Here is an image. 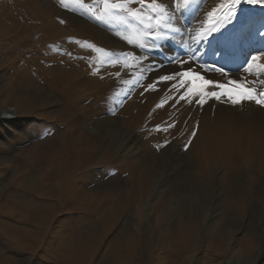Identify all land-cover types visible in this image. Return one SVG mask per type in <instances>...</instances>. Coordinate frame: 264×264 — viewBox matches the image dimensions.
Here are the masks:
<instances>
[{
  "label": "rangeland",
  "instance_id": "1",
  "mask_svg": "<svg viewBox=\"0 0 264 264\" xmlns=\"http://www.w3.org/2000/svg\"><path fill=\"white\" fill-rule=\"evenodd\" d=\"M10 1L11 0H0V5H2L1 3ZM84 2L91 3L92 0H84ZM219 2L220 0H207V3L211 5H215ZM11 4L17 15V19L15 22H11L10 26H15L17 24L13 28L19 26L20 32L22 33V31L26 30L25 32H27L28 36L27 44L21 45L20 50L23 49L22 51H32L37 49L39 45L42 46L41 37L46 33H54L55 30H58V32L62 30L69 31L68 29L71 28L68 25L71 19H83L87 21L88 24L91 25L89 27L96 32L95 34L97 36L94 35L93 40H91L92 38H86L88 40L80 38L81 44L93 45L95 43V48H100L102 46L101 49H104L105 52L112 53L130 51L129 49L132 48V46L128 45L127 42L121 38L123 34H126L122 26L115 23L111 25L101 24L91 19L89 16L82 14L80 10L71 11L69 9V11L67 9H60V13L58 14L57 7L59 4L57 0H12ZM241 11L242 8H240L238 14L241 15ZM262 17L263 16L260 14H256L252 19V26L243 31L247 39L251 40L250 37H253L255 41L253 45L254 48L252 49L249 47V49H247V51L252 54H255V50L258 48V36L264 31V29H261V32L258 31L259 33L255 34L253 30L254 27H256L255 25H257L256 23L264 20V17ZM4 27H6V25H4ZM64 28L66 29L64 30ZM104 33L110 37L106 35L103 36L104 38L100 37L99 34L104 35ZM262 34L264 36V33ZM59 36H61V40H59L58 44L62 45L64 44V37H62L61 34ZM101 39H104V41ZM29 42L34 45H31ZM85 42H87V44H85ZM3 44L4 46H0V89L2 88V91H0V122L4 120L8 107H16L18 109V114L17 122H15L16 127L15 129H11V133H9L11 134V138H8L9 145L5 144L2 150L0 146V264H63L62 258L75 255L81 256V258H79L80 262L77 259L76 264L78 262L79 264H169L170 260H173L174 264H253L255 262L261 264L262 259H258V256L255 255L264 253V168H262L264 167L262 166L264 165V155L262 157L264 152L263 150L259 151L262 149L261 147L264 146V142L261 143L260 141L257 145L253 144L251 146V148H256L257 150L254 149V151H259L261 156L258 154L259 152H254L256 155L253 154L252 156L251 151H253V149L248 152L244 147H241L239 152H235V150L230 151V148L232 149L230 143H228L230 146L226 144L225 147L215 146V148L212 145L214 142L209 146V148L214 149L213 152L208 149V152H212H210V154L207 152L206 155H196L193 152V150L195 151L194 139L199 138V132L200 134L204 132L203 134L214 137L213 135L216 136L220 131H223L220 130V127L217 128L218 125H230L231 123L229 124V122H236L237 119L233 113L235 108L229 111L230 113L228 111L224 112L225 106L230 102L223 104L215 99H210L206 103L207 105L204 104L203 107L198 105L197 107L195 103L196 98H193L194 102H192V104L194 106L183 100L184 103L181 104L182 108H179L181 105L178 103L176 104L175 101L179 100V95L183 90H181V93H175L174 90L170 92L171 86L176 82L172 80L165 81L162 86H157L158 88L155 85V89L159 91L155 89L152 91V89L148 88V85L152 84L151 81L155 78L156 81H160L158 78L171 72V67L175 65L168 64L165 55L157 53L155 58L165 62L168 68L164 66L158 67V71H146L141 78V81H144L143 84L145 85L142 91L143 93L141 92L138 96L139 98H136V100L134 99L130 102L127 96L139 86L141 82L139 85L126 86L127 88L129 87L130 90L125 93L126 95L121 96L123 99H119L120 107L118 106L113 114H111V109L107 108L106 110L108 111H106L99 106L101 103L98 97L100 98V96H98L96 90H92L93 93L87 94L85 99L82 100L83 106L81 105V107H85L84 110L86 112H91L92 115L88 120L89 123H87V126H89L91 130L90 132L92 134H99L101 131H106L108 133L107 135H109L106 146L109 147L114 144L116 151L107 156L105 155V158H102V155L99 156L98 154L100 153H98L97 160L99 164L94 166L91 170L89 169L87 172L83 170L82 172L81 169L77 170L76 157L70 160V167L64 168L62 163L68 159V148L65 147L64 138L66 136L65 128L64 124H62V126L59 121L55 120H59L58 116L60 115L64 117L67 114V111L64 112L67 108L72 109L74 116L77 115V110L72 108V105L71 107L68 106V103H64L65 100L60 97V92L56 94L52 92V90L47 87V84H45L46 82H43L42 78L38 77L35 73L26 77V79L28 77H31V79H13L14 76L12 73L15 68L17 72L20 71V68L16 65H14L15 68H11L9 64L17 57L18 53L16 57L15 55L13 56L12 53L18 51V48L12 47L13 44L16 45V42L9 43L5 41ZM52 45L54 46L55 43ZM168 45L173 46V43L170 42ZM131 51H136V49L132 48ZM183 53L184 51L181 50L180 54ZM165 54H167L166 51ZM77 56L78 55L75 54L74 58L78 59ZM104 57L105 56L102 58ZM163 62L161 64H164ZM75 65H78L79 68H82L84 65L85 67L89 66L87 62L80 61ZM93 66L94 68L99 66V71L93 73L95 75L94 77L97 76L96 78L101 80L105 78V83L106 81L108 82V80L113 81V77L115 78L114 80L117 78V80L114 81L115 83L121 78L129 79V76L123 74L124 72L121 71L119 66L111 67L106 64L99 65V63ZM176 66L178 65H175L176 69H180L179 66ZM72 68L73 67H71V69ZM164 68L166 69L163 72ZM118 71H121V76L119 78L114 75ZM242 73V76L244 75L245 77H242L243 81H236H239V84L247 87L246 81L254 77L248 76L243 71ZM150 78L152 80H147ZM13 81L16 82L17 89L20 92L23 93L24 91L25 94L23 93L22 95L27 101V108L22 106L23 102H21L22 104L18 103L20 105H16L7 101V94L5 93L7 91L5 90ZM147 81L151 83L148 84L149 82L146 83ZM217 81L227 84V81ZM170 82L172 84H170ZM167 85L169 86L166 87ZM229 87L232 86L229 85ZM155 91H157V94H155ZM237 91L240 90L238 89ZM91 94L97 99H93V95ZM166 94L170 96H166ZM141 96L142 98H140ZM159 97L166 99V103H164L165 106L163 105L164 107H157L161 110L156 108L162 100L161 98L158 99ZM96 100L98 102H96ZM148 101L150 106L148 105ZM181 101L182 100L179 102ZM151 102L154 104L152 105L153 107L151 106ZM126 103L128 104L125 105ZM215 103L219 107H217ZM253 104H255L254 100H242L241 104L234 106H244L243 108L246 109L244 111L245 115L241 114V117L250 115L254 113V111L262 112V110V115H264V106L259 105L261 107L259 108L257 104ZM95 105L99 107L95 108ZM142 105L145 107L146 112ZM184 105L185 107H183ZM86 106L91 107H87L86 109ZM191 106H193L194 109ZM126 107L128 108L127 110ZM146 108L149 110L151 108V114ZM253 108L254 110L247 112V110ZM180 109L183 110L180 111ZM192 109L193 111H191ZM218 109L219 111H217ZM189 110L190 112H188ZM156 111L159 113L161 111L160 115H157L158 112L156 114ZM131 113L135 119L134 117L132 119V115L130 116ZM211 113L214 114L212 115ZM219 114L223 118L221 121L215 119L216 115ZM153 116L156 117L155 120H153ZM157 116H159V120ZM15 117L16 115H14V118ZM129 117L132 120H130ZM209 118L212 121H210ZM228 118H232L233 120H228ZM122 120L124 124L121 123ZM127 120L130 121V123L127 122ZM138 120L144 123L140 125L138 123L141 122ZM134 121L137 122L138 126L135 125L136 122ZM151 121L155 122L151 124ZM173 122L175 126L169 128L167 132L154 130L157 125L167 127V124ZM197 124L199 126L198 129H201H199L200 131L197 130L198 137L192 138L189 134ZM133 125L135 127H133ZM206 126L207 128L205 129ZM232 126H227L226 129ZM203 129L205 131H202ZM209 129L212 131L210 132ZM223 129H225V127ZM206 130L209 132L207 133ZM231 132L229 134L230 136ZM0 135H2V133H0ZM186 136L187 138H185ZM184 138L187 142L191 139L194 146H192L193 144H187L186 147L185 143L187 142ZM129 146L130 151L132 150L131 153L128 149ZM221 150H227L228 152L226 151L225 154V151ZM220 151L226 156L224 160H222L223 155L220 156ZM213 153L214 156L212 155ZM217 153H219V155ZM210 155H212V157H210ZM258 155L259 157H257ZM197 156L199 159L201 157L203 162L201 161L202 159L198 160ZM233 156L234 158L231 160ZM237 156H239V158ZM219 157L221 160L218 159ZM253 157L256 158V160H253ZM259 159L261 160V164L258 163L260 161ZM132 160H134L133 163H131ZM250 160L252 161L250 162ZM196 161L198 163L202 162L201 164L203 165L197 164ZM241 161L244 162L242 163ZM245 162L247 165H245ZM248 162L253 164L251 165ZM150 167L156 170L155 173L150 174L151 172L148 170ZM143 171L149 173V179L145 178L142 174ZM72 178L81 185L82 190L83 188H85V190L84 192L82 191V194L77 196L81 199L79 201H77L78 199L76 200L75 205L77 206H66V208L59 203L60 193L62 190L61 188L65 185L64 183ZM50 179L55 180L54 186L46 185L49 184L47 180ZM144 179H146L147 183ZM252 183L254 184L253 186L251 185ZM240 186H243V189H241ZM156 197H161L162 199L165 197V199L170 198L173 200L174 203H171L170 208L174 210L183 208L187 211H195L196 214L202 213L209 216L210 219L216 222V228L209 229L206 222L196 221L195 225H193L175 217H170L162 223L147 221L148 219L146 218L145 222H138L134 214L135 211L139 208L150 210L152 207L151 205L156 201ZM86 199L89 200V203H85V207H79L80 202L82 204V201ZM231 203L232 206L238 203L244 207L241 216L233 212L234 210L230 207ZM224 232L226 235H223ZM248 233L254 236L255 246L253 253H244L237 248L231 251L230 247L223 248V251L217 256H212L208 252L209 245L212 241L216 240L223 243L225 240L243 239ZM17 235L21 236L23 239L22 246L20 247H17L14 245L13 241H11V239L15 238ZM180 241H183L188 246V248H186L187 251L182 256L171 259L172 253L179 248L178 245ZM76 247L79 249L78 253L81 251L82 254H76ZM70 250L72 252H70ZM174 260L176 261L174 262Z\"/></svg>",
  "mask_w": 264,
  "mask_h": 264
},
{
  "label": "bare ground",
  "instance_id": "2",
  "mask_svg": "<svg viewBox=\"0 0 264 264\" xmlns=\"http://www.w3.org/2000/svg\"><path fill=\"white\" fill-rule=\"evenodd\" d=\"M212 1V0H211ZM12 0L10 2H7V3H1L2 5H0V46H4V42L7 41L9 43H13V42H16V45L13 44L12 47H17L18 48V51H16L15 53H12L13 56L17 55V57H13L15 58L13 62H11L9 64V66L12 68L14 67V65L16 66H19L20 68V71L17 72L16 68L14 70V72L12 73L14 78L13 79H26L27 76H31L32 73H35L36 75H38V77L42 78L43 82H46L45 84H47V87L49 89L52 90V92H54L55 94L57 92H60L59 94H61L60 97H62L65 102L64 103H68V106H71L72 108H74L75 110H77V115L74 116V114L72 113V109L71 108H67V110H65L64 112L67 111V114L64 116V117H61L58 116L59 120H55V121H59L62 124H64V128H65V134L66 136L64 137L65 138V144L68 148V159L66 161H64L62 163V166L64 168H68L70 167V160L74 159V157L77 158V162H76V167H77V170L78 169H81V171L83 170L84 172H87L89 169L91 170L94 166H97L99 163H98V160H97V154L99 156L102 155L103 157L102 158H105V155H109V154H112L114 151H116V147H114V144L113 146H109L107 147L106 146V143H107V139H108V136L107 135L108 133L105 131V132H100L99 134L98 133H95V134H92L90 131V128L89 126H87L89 123V119L90 117L92 116L91 115V112H86L84 110L85 107H81V105L83 106V103H82V100L85 99L86 95L89 94V93H93L92 90H96L98 96H100V98L98 97L99 99V102L101 103L99 106L101 108H103V110H106L107 108L108 109H111V114L114 113L115 109L118 108L119 106V99L121 98V96L123 95H126L125 92L121 91L122 89L124 88H127L124 84H123V79L121 78L120 80L118 79V81L115 83L114 81L117 80H114L115 78L113 77V81H110L108 80V82L104 81L105 78H103V80L99 79V78H96L94 77L95 75L93 74V68L94 66L93 65H97L99 63V60L105 56V53L104 52H96L93 48H89L87 45H84V44H81L80 43V38H82L83 40L88 38H92L91 40H93L94 38V35L97 36L95 33V31H93L89 26L88 22L83 20V19H71L69 21V27L71 29H68L69 31H59L58 30H55V32L57 33H46L43 37H41V43H42V46H38L37 49H34L32 51H22L20 50L21 48V45L22 44H27V40H28V36H27V32L25 31H22V33L20 32V27L17 26L16 28H13L15 26H10L11 22H15V20L17 19L16 18V13L14 12L13 10V6L11 4ZM220 3V2H219ZM14 4V3H13ZM45 4V3H44ZM43 4V5H44ZM218 4V3H217ZM217 4H213L211 5L210 3H207V0H205V2L201 5V10L199 11L198 14H193V13H188L186 14L185 18L181 20V23L183 24H187L188 27H199V24H200V21L205 19L206 18V13L211 11V9L213 7H215ZM51 5V4H50ZM49 5V7H50ZM39 6V5H38ZM53 7V6H52ZM132 7H137L136 4H133ZM37 8V7H36ZM58 14L60 13V9H64L62 7H60L58 5ZM56 8V9H57ZM242 8V11H241V15L240 14H237V17L236 19H234L231 23L225 25V27L223 29H221V32L225 33L230 39L228 40H225L223 38L219 39V40H215L213 39V37H219L221 36V33H213V36H210L208 38V40L210 41L209 42H202L201 45H200V51L201 53L203 54L202 55V59H201V63L205 64V65H210V66H216V67H224L225 71H227L229 73L228 77H223L220 75V73H214V72H205L204 70L202 69H199V68H196L194 67V71H198L200 72L201 74L205 75L206 78H214L215 80H221V81H228L229 79L231 80H242V77H244V75L242 76V68H243V62L246 58V54H249V52L247 51V49L250 48H254V44H255V41L253 40V37H250V39H247L246 36H244V30L246 28H250V26H252V22H253V17L256 16V14H260L261 16L264 17V7H261V6H253V5H249V4H246V3H243L241 5ZM20 9V8H19ZM44 9V8H43ZM69 10V9H67ZM70 11V10H69ZM72 11V10H71ZM19 13V12H18ZM46 13V12H45ZM49 14V13H48ZM243 15V16H242ZM58 16V15H57ZM62 17V16H61ZM262 17V18H263ZM65 18V17H64ZM63 18V19H64ZM71 18V17H70ZM54 22V21H52ZM56 22V21H55ZM57 23V22H56ZM51 24V23H50ZM53 24V23H52ZM55 24V23H54ZM257 25H255L256 27H254V32L255 34L261 32V29H264V20H261L259 21L258 23H256ZM4 25H6V27H4ZM59 25V24H58ZM52 26V25H51ZM93 26V25H92ZM57 27V25H56ZM7 28V29H5ZM58 28V27H57ZM61 28V27H60ZM66 28H64L65 30ZM50 30V29H49ZM98 30V28H97ZM48 31V30H47ZM259 31V32H258ZM49 32V31H48ZM100 33V31H99ZM264 31L261 32V35L258 36L259 38V45H258V48L257 49H260V48H264V36L263 34ZM62 35V37H64V44L60 45L58 44L59 43V40H61V36L59 35ZM100 37L104 38L103 36H108L110 37L109 35H107L106 33L103 34H99ZM107 38V37H106ZM31 39V38H30ZM86 39V40H88ZM100 40V39H99ZM102 40V39H101ZM63 41V40H62ZM104 41V39L102 40ZM179 41H180V37H177L176 40L173 43V46H169L167 45V48L165 49V51L167 53L169 52H172V53H181V50L182 51H185L183 48H181L179 46ZM35 42V41H34ZM96 42V41H95ZM30 43V42H29ZM40 43V42H39ZM55 43V45L53 46L52 44ZM185 43H188L187 41V38L185 37ZM31 44V43H30ZM29 44V45H30ZM95 44V43H94ZM93 44V45H94ZM31 45H34V44H31ZM83 45V46H82ZM95 46V45H94ZM97 47V45H96ZM102 47V46H101ZM101 47L99 49H101ZM193 47H196L195 45H193ZM11 48V47H10ZM29 48V47H28ZM108 48V47H107ZM3 49V48H1ZM16 49V48H15ZM14 49V50H15ZM132 49V48H131ZM131 49H129L131 51ZM122 50V49H121ZM114 51V49H113ZM123 51V50H122ZM69 53L71 55H69ZM75 54L78 55L77 58H74L75 57ZM33 57V58H32ZM155 58V57H154ZM155 60L159 63H162L163 61L160 60V59H156ZM18 61V62H17ZM78 61L80 62H87L90 66H86L87 64H85L82 68L78 67V65H75L76 63H78ZM261 62H264V58H262ZM164 65H165V62H163ZM167 65V64H166ZM176 65V64H175ZM175 65H173L171 68V72H169L168 74H171V73H174V72H177V71H184L188 68V65H183V66H179L180 69H176L175 68ZM81 66V65H80ZM176 66V67H178ZM71 67H73L71 69ZM164 67V66H163ZM166 68H168L167 66H165ZM182 67V69H181ZM75 68V70H74ZM119 68V67H118ZM163 70V72L165 71V69ZM87 69V70H86ZM120 70V69H119ZM158 71V70H157ZM121 72V71H120ZM148 72V71H147ZM123 73V72H122ZM100 74V73H99ZM125 74V73H123ZM4 75V74H3ZM11 76V77H13ZM25 76V78H24ZM246 76V75H245ZM29 79H31V77H28ZM27 78V79H28ZM152 78V77H151ZM147 79V80H152V79ZM245 78V77H244ZM251 78V77H250ZM26 79V80H27ZM252 79V78H251ZM112 80V78H111ZM143 80H146V79H143ZM15 81V80H14ZM12 82L11 85L8 86V88H6L5 92L7 95H6V99L7 101H10L11 103L13 104H16V105H20L18 103H21L23 102V105L24 108H27V101L24 99L23 97V93L20 92L18 89H17V84L16 82ZM19 81V80H18ZM30 81V80H28ZM27 81V82H28ZM144 81H141V84L139 86H137L128 96L127 98L130 99V102L131 100H136V98H139L138 96L140 95V93L144 90V84H143ZM149 82V83H148ZM152 84L155 83L156 87L157 86H162L163 82L161 81H156V78L153 79V81H151ZM150 81H147L146 83L150 84L151 83ZM174 82V81H173ZM239 82V81H238ZM2 83V82H1ZM10 83V82H9ZM220 83H225V82H220ZM38 84V83H37ZM143 84V85H142ZM168 84V83H166ZM165 84V85H166ZM170 84H172L170 82ZM164 85V86H165ZM35 86V85H34ZM169 85H167L166 87H168ZM244 86V85H243ZM246 86L247 87H250L251 85H248L247 84V81H246ZM32 87V86H31ZM155 87V88H156ZM39 88V87H38ZM129 88V87H128ZM158 88V87H157ZM170 88V87H169ZM42 89V88H41ZM151 89V88H150ZM160 89V88H159ZM33 90V89H32ZM40 90V89H39ZM155 90H158V89H155ZM163 90V89H162ZM160 90V91H162ZM169 90V89H168ZM259 90H264V87H258V91ZM0 91H2V88L0 89ZM92 91V92H90ZM153 91V89H152ZM159 91V90H158ZM26 92V91H25ZM147 92V91H146ZM149 92V91H148ZM163 92V91H162ZM171 92V91H170ZM174 92V91H172ZM143 93V92H142ZM164 93V92H163ZM162 93V95H163ZM167 93V92H166ZM176 93V92H175ZM25 94V93H24ZM35 94V93H34ZM96 94V93H95ZM96 94V95H97ZM152 94V93H151ZM154 94V93H153ZM155 94H157V91H155ZM159 94V92H158ZM165 94V93H164ZM171 94V93H169ZM169 94H166L169 95ZM93 95V94H91ZM95 95V96H96ZM142 95V94H141ZM145 95V93H144ZM161 95V96H162ZM46 96V95H45ZM148 96V94H147ZM158 96V95H157ZM160 96V95H159ZM170 96V95H169ZM168 96V97H169ZM175 96V95H174ZM26 97V96H25ZM50 97V95H49ZM59 97V96H58ZM57 97V98H58ZM152 97V96H150ZM164 97V95H163ZM173 97V96H172ZM171 97V98H172ZM22 98V99H21ZM89 98V97H88ZM132 98V99H131ZM142 98V96L140 97ZM157 98V97H156ZM155 98V99H156ZM161 97H159L158 99H160ZM167 98V97H166ZM177 98V97H176ZM62 99V100H63ZM93 99H97V98H94V95H93ZM123 98H121L122 100ZM154 99V98H152ZM162 99V98H161ZM165 99V98H164ZM169 99V98H167ZM175 99V98H174ZM5 100V99H4ZM67 100V102H66ZM120 100V101H121ZM138 100V99H137ZM157 100V99H156ZM210 100V99H209ZM52 101V100H51ZM59 101V100H58ZM93 101V100H91ZM95 101V100H94ZM150 101V100H149ZM148 101V105L150 106V103ZM153 101V100H152ZM213 101V100H212ZM6 102V101H5ZM96 102H98L96 100ZM127 102V101H126ZM129 102V101H128ZM138 102V101H137ZM160 102V101H159ZM169 102V101H168ZM176 102V101H175ZM194 102V100H193ZM211 102V101H209ZM214 102V101H213ZM56 103V102H55ZM59 103V102H58ZM82 103V104H81ZM125 103V102H123ZM133 103V102H132ZM139 103V102H138ZM170 103V102H169ZM184 103L183 100L181 102H179L178 104H182ZM186 103V102H185ZM220 103V102H219ZM22 104V103H21ZM128 103H126L125 105H127ZM142 104V102H141ZM177 104V102H176ZM192 104V103H191ZM224 104V103H223ZM241 104V103H240ZM256 104V103H255ZM253 104V105H255ZM62 105V104H61ZM66 105V104H65ZM98 105V104H97ZM130 105V104H129ZM139 105V104H138ZM145 105V104H144ZM154 105L153 102H151V106ZM164 105V104H163ZM193 105V104H192ZM207 105V104H206ZM211 105V104H210ZM216 105V103H215ZM222 105V104H221ZM6 106V105H5ZM97 106V107H99ZM135 106V104H134ZM137 106V104H136ZM143 106V105H142ZM140 106V107H142ZM156 106V104H155ZM165 106V105H164ZM163 106V107H164ZM169 106V105H168ZM175 106V105H173ZM179 106V105H178ZM194 106V105H193ZM193 106H191L193 108ZM209 106V105H208ZM214 106V105H213ZM217 106V105H216ZM238 106V105H236ZM234 105H232L231 103H229L228 105L225 106L224 108V112H229L231 111L232 109L235 108V111L233 112L235 114V117H236V122L235 123H232V122H229V124L232 126V127H228L226 129L227 126H230V125H218L217 128L220 127V130H223V131H220L216 136L213 135L214 137H211V136H208V134H203L199 132V135L197 133V135L199 136V138L197 139H194V143H195V151L193 150L194 154L196 155H203L208 152V149L211 150L212 152L214 151V149H211L209 148L210 144H212L213 142V146H217V147H225V145L228 143L231 144L228 145L230 147H232V149L230 148V151H234L235 152H239L241 150V147H244L248 150V152L250 150L253 149L252 152V156L253 154H255L254 152H256V148H251V146L253 144L257 145L258 143H263L264 142V115H262L263 113V110L262 112L260 111H254V113L250 114V115H247V116H242L241 117V114H244V111L246 110L245 108L243 107H236ZM242 106V105H240ZM252 106V105H251ZM259 106V105H257ZM261 106V105H260ZM259 106V108H261ZM8 107V106H6ZM63 107V106H62ZM90 108L91 106H86V109ZM96 105H95V108H97ZM120 107V106H119ZM133 107V106H132ZM131 107V108H132ZM138 107V106H137ZM144 107V106H143ZM153 107V106H152ZM151 107V108H152ZM177 107V105H176ZM185 107V105L183 106ZM187 107V106H186ZM190 107V108H191ZM198 107V105H197ZM205 107V106H204ZM210 107V106H209ZM219 107V106H217ZM253 107V106H252ZM251 107V108H252ZM5 108V107H4ZM23 108V109H24ZM61 108V107H60ZM129 108V106H128ZM126 107V110L128 109ZM150 108V110H151ZM157 108V107H156ZM160 108V107H158ZM157 108V109H158ZM171 108V107H170ZM179 108H182V105L181 107ZM201 108V107H200ZM208 108V107H207ZM258 108V107H257ZM256 108V109H257ZM57 109V108H56ZM148 109V108H146ZM173 109V108H172ZM178 109V108H177ZM187 109V108H186ZM194 109V108H193ZM193 109L191 111H193ZM198 109V108H197ZM214 109V107H213ZM249 109V108H248ZM92 110V108H91ZM94 110V109H93ZM141 110V109H140ZM143 110V108H142ZM144 110H145V107H144ZM149 110V109H148ZM147 110V111H148ZM150 110L148 111L150 114ZM153 110V109H152ZM156 110V109H155ZM158 110H161V109H158ZM175 110V108H174ZM179 110V109H178ZM183 110V109H180V111ZM215 110V109H214ZM222 110V109H221ZM251 110H254L253 109H250V110H247L248 111H251ZM261 110V109H260ZM54 111V110H53ZM101 111V110H100ZM108 111V110H106ZM129 111V110H128ZM139 111V109H138ZM163 111V110H162ZM176 111V110H175ZM187 111V110H186ZM195 111V110H194ZM219 111V109L217 110ZM52 112V111H51ZM62 112V111H61ZM60 112V113H61ZM120 112V111H119ZM126 112V111H125ZM130 112V111H129ZM146 112V110H145ZM147 112V113H148ZM158 111H156V114H157ZM190 112V110L188 111ZM59 113V112H58ZM98 113V112H96ZM122 113V112H121ZM124 113V112H123ZM155 113V112H154ZM153 113V114H154ZM161 113V111H160ZM160 113L158 112L157 115H160ZM208 113V112H207ZM230 113V112H229ZM246 113V112H245ZM17 114H18V109L16 107H8L7 110H6V116L4 118V120H2L0 122V133H2V135H0V146H1V150L4 148V145L7 144L9 145V140L8 138H11V129H15L16 125H15V122H17ZM126 114V113H125ZM129 114V113H128ZM141 114V112H140ZM146 114V113H145ZM148 114V115H150ZM168 114V113H167ZM212 114V113H211ZM214 114V113H213ZM212 114V115H213ZM217 114V113H216ZM228 114V113H226ZM14 115H16V117L14 118ZM54 115V114H53ZM58 115V114H57ZM79 115V116H78ZM123 115V114H122ZM132 115V119H133V114L131 113L130 116ZM142 115V114H141ZM140 115V116H141ZM147 115V114H146ZM145 115V116H146ZM155 115V114H154ZM183 115V114H182ZM209 115V114H208ZM207 115V116H208ZM230 115V114H229ZM245 115V114H244ZM97 116V115H96ZM143 116V115H142ZM187 116V115H186ZM206 116V115H205ZM56 117V116H55ZM127 117V116H126ZM139 117V116H138ZM152 117V115H151ZM153 120H155V116H153ZM159 116H157V119H158ZM202 117V116H201ZM234 117V118H235ZM57 118V119H58ZM137 118V117H136ZM144 118V117H143ZM148 118V117H147ZM199 118H200V115H199ZM205 118V117H204ZM207 118V117H206ZM130 120H132L130 117H129ZM135 119V117H134ZM156 119V120H157ZM201 119V118H200ZM215 119L217 121H221V119H223L220 114L219 115H216ZM230 118H228L229 120ZM232 119V118H231ZM230 119V120H231ZM94 120V119H92ZM140 120H143V119H140ZM138 120V121H140ZM152 120V118H151ZM159 120V119H158ZM198 120V119H197ZM205 120V119H204ZM210 120V118H209ZM233 120V119H232ZM111 121V120H110ZM114 121V120H113ZM126 121V120H125ZM144 121V120H143ZM162 121V120H161ZM203 121V119H202ZM207 121V120H206ZM212 121V120H210ZM91 122V121H90ZM99 122V120H98ZM127 122L130 123V121L127 120ZM125 122V123H127ZM136 122V121H134ZM141 122V121H140ZM155 122V121H154ZM153 121H151V124L154 123ZM158 122V121H156ZM200 122V121H199ZM226 122V121H225ZM101 123V122H100ZM114 123V122H113ZM116 123V122H115ZM123 123V120L122 122ZM128 123V124H129ZM133 123V122H131ZM144 123V122H143ZM142 122L141 123H138L140 125L143 124ZM201 123V122H200ZM199 123V124H200ZM210 123V122H209ZM117 124V123H116ZM124 124V123H123ZM137 122L135 123V125H137ZM150 124V122H149ZM147 124V125H149ZM207 124V122H206ZM214 124V123H212ZM219 124V122H218ZM225 124V123H224ZM113 125V124H112ZM146 125V124H144ZM198 125V124H197ZM203 125V124H201ZM63 126V125H62ZM92 126V124H91ZM109 126V125H108ZM119 126V124H118ZM117 126V127H118ZM205 126V124H204ZM208 126V125H207ZM207 126L205 127V129L207 128ZM214 126V125H213ZM225 127V129L222 128ZM105 127V126H104ZM116 127V128H117ZM133 127H135L133 125ZM199 127V126H198ZM211 127V126H210ZM94 128H97V127H94ZM102 128V127H101ZM128 128V127H127ZM137 128V127H136ZM140 128V126H139ZM204 128V127H203ZM214 128V127H213ZM222 128V129H221ZM17 129V128H16ZM98 129V128H97ZM96 129V130H97ZM110 129V128H109ZM201 129V128H199ZM199 129H197L198 131H200ZM211 129V128H210ZM209 129V130H210ZM233 131H232V130ZM95 130V131H96ZM112 130V129H111ZM232 132H231V131ZM202 131H205L204 129ZM207 131V130H206ZM212 130H210L211 132ZM215 131V130H213ZM217 131V130H216ZM110 132V131H109ZM209 131H207L208 133ZM231 132V136L229 135ZM215 133V132H214ZM190 135V134H189ZM196 135V137H198ZM210 135V134H209ZM190 137V136H188ZM187 138V136L185 137ZM184 138V140L187 142V140ZM52 142V141H51ZM111 142V141H110ZM109 142V143H110ZM157 142V141H155ZM193 142V141H192ZM193 143H191L192 145ZM110 145V144H109ZM130 145V144H129ZM185 145H187V143H185ZM211 145V146H212ZM116 146V145H115ZM194 146V144L192 145ZM7 147V146H6ZM255 147V146H254ZM257 147V146H256ZM190 148V146H189ZM193 148V147H192ZM216 148V147H215ZM243 148V149H244ZM259 148V147H258ZM262 149H260L259 151H262L264 152V146L261 147ZM129 149V152L131 153L130 151V146L128 147ZM218 149V148H217ZM217 149H216V152H217ZM221 149V148H220ZM224 149V148H222ZM226 149V148H225ZM254 149H256L254 151ZM66 150V149H65ZM190 150V149H189ZM192 150V149H191ZM219 150V149H218ZM210 151V152H211ZM221 151H225V154H226V151L227 150H221ZM220 151V152H221ZM229 151V152H230ZM258 151V152H259ZM191 152V151H189ZM192 152V154H193ZM210 152H208L210 154ZM211 152V153H212ZM215 152V153H216ZM219 152V151H218ZM228 152V151H227ZM247 152V151H246ZM256 152V153H258ZM262 152V153H263ZM219 155V153H217ZM230 154V153H229ZM249 154V153H248ZM247 154V155H248ZM259 155L261 154L260 152L258 153ZM214 156V153L212 154ZM212 155H210V157H212ZM217 155V156H218ZM223 155V156H222ZM233 155L235 156V154L233 153ZM238 155V153H237ZM246 155V153H245ZM256 155V154H255ZM259 155L257 157H259ZM264 154H262V157H263ZM193 156V155H192ZM220 156L223 157L222 160H224V158H226V156L224 154H222V152L220 153ZM225 156V157H224ZM227 156H228V153H227ZM231 156V155H230ZM231 157V160L232 158ZM242 156V155H241ZM240 156V157H241ZM261 156V155H260ZM195 157V155H194ZM198 157V156H197ZM209 157V156H208ZM239 158V156H237ZM251 157V156H250ZM256 157V156H255ZM256 157V158H257ZM129 158V157H128ZM134 158V157H133ZM132 158V159H133ZM229 158V157H227ZM243 158V157H242ZM245 158V157H244ZM254 158V157H253ZM256 158H254L253 160H256ZM195 159V158H194ZM198 160L202 159L200 157L197 158ZM196 159V160H197ZM206 159V157H205ZM218 159L221 160V158L219 157ZM236 159V158H235ZM252 159V158H251ZM262 159V158H260ZM259 159V160H260ZM197 160V161H198ZM216 160V159H215ZM230 160V159H229ZM230 160V161H231ZM234 160V159H233ZM243 160V159H242ZM263 160H264V157H263ZM130 161V159H129ZM137 161V160H136ZM135 161V162H136ZM147 161V160H145ZM149 161V160H148ZM196 161V162H197ZM203 162V159L201 160ZM214 161V160H213ZM212 161V162H213ZM238 161V160H237ZM245 161V160H244ZM243 161V162H244ZM248 161V160H247ZM252 160H250L251 162ZM134 160L131 161V163H133ZM201 162V163H202ZM236 162V161H235ZM242 162V161H241ZM242 162V163H243ZM255 162V161H254ZM70 163V164H69ZM200 162L197 164H201ZM225 163V162H224ZM249 163V162H248ZM261 164V160L258 162ZM136 164V163H135ZM134 164V165H135ZM215 164V163H214ZM230 164V162H229ZM236 164V163H234ZM232 164V165H234ZM249 164H253V163H249ZM257 164V163H255ZM138 165V164H136ZM135 165V166H136ZM203 165V164H201ZM226 165H227V162H226ZM238 165V164H237ZM245 165L246 162H245ZM210 166V165H209ZM250 166V165H249ZM247 166V167H249ZM257 166V165H256ZM264 166V165H262ZM232 167V166H231ZM230 167V168H231ZM236 167V166H235ZM238 167V166H237ZM246 167V168H247ZM144 168V167H143ZM229 168V166H228ZM264 168V167H262ZM148 169V168H147ZM211 169V168H210ZM244 169V168H243ZM260 169V168H259ZM151 173L150 174H153L155 173V169L153 168H149L148 169ZM201 170V168H200ZM263 170V169H262ZM261 170V171H262ZM82 171V172H83ZM229 171V170H227ZM239 171V170H238ZM77 172V171H76ZM79 172V171H78ZM225 172V171H224ZM75 173V172H74ZM243 173V172H242ZM78 174V173H77ZM142 174L145 176V178L147 179L148 176H149V173L148 172H145L143 171ZM238 174V173H237ZM236 174V175H237ZM241 174V172H240ZM206 177V176H205ZM204 177V178H205ZM238 177V176H237ZM35 178V177H34ZM251 178V177H250ZM145 180V182L147 183V181ZM149 179V178H148ZM256 179V178H255ZM77 180V179H76ZM49 184H46L48 186H54V181L55 180H47ZM240 181V180H239ZM256 181V180H254ZM208 183V182H207ZM238 183V182H237ZM241 183V182H240ZM51 184V185H50ZM65 185H63V187L61 188V195H60V199H59V203L61 206L63 207H75L77 205H75L76 203V200L79 201L81 199H79V197H77L78 195L82 194V191L84 192L85 188H83L82 190V187L79 183H77L75 181L74 178L72 179H68L66 181V183H64ZM206 184V183H204ZM145 185V183H144ZM239 185V184H238ZM252 186L254 185L253 183L251 184ZM251 186V187H252ZM203 187V186H202ZM237 187V186H236ZM241 189H243V186H240ZM204 188V187H203ZM251 189V188H250ZM86 194V192H85ZM89 196V195H88ZM87 196V197H88ZM247 196V195H246ZM251 200V199H250ZM256 200V199H255ZM235 201V200H234ZM233 201V202H234ZM232 202V203H233ZM239 202V201H238ZM256 202V201H255ZM258 202V201H257ZM78 203V202H77ZM85 203H89V200L86 199L84 201H82V204L80 202V205L79 207H85ZM171 203H174L173 200H171L170 198H167L165 199H162L161 197H156V201L153 203V205H151V209L150 210H144L143 208H139L137 211H135V215L137 217V220L138 222H145V218L148 219L147 221H154L155 223H162L164 222L165 220H167L168 218L170 217H175L177 219H180L181 221L183 222H186V223H190V224H193L195 225V222L196 221H200V222H206L207 224V227L209 229H215L216 228V222L213 221V219H210L209 216L205 215V214H202V213H195V211H187L183 208H178L176 210L170 208L171 206ZM232 203H231V209H233L234 213L235 214H238L239 216L242 215L243 213V210H244V207L239 205L238 203L235 204L234 206H232ZM155 205V206H154ZM256 205V204H255ZM229 206V205H228ZM66 207V208H67ZM229 209V210H231ZM194 214V215H193ZM223 235H226V233L224 232ZM11 241H13L14 245H16L17 247H20L22 246L21 244L23 243V239L21 238V236H16L15 238H12ZM254 246H255V242H254V236L253 234L251 233H248L247 236L243 239H230V240H225L223 243L221 242H218V241H212L211 244L209 245V248H208V252L212 255V256H217L220 252L223 251V248H226V247H230L231 251H233L234 249H239L240 251L246 253V252H250V253H253L254 252ZM178 249L175 250L172 255H171V259H175L176 257H179V256H182L187 250L186 248H188V246L183 242V241H180L179 245H178ZM74 249V248H73ZM72 250V248H71ZM70 250V252H72ZM77 252L76 254H82L81 251L80 253H78L79 249L78 247H76ZM69 252V253H70ZM74 252V251H73ZM74 252V254H75ZM68 253V255H69ZM71 254V253H70ZM255 256H258V259H262L261 261V264H264V253H261V254H256ZM66 257V256H65ZM62 258V261H63V264H76L77 262V259L79 261V258H81V256H67L66 258ZM174 257V258H172ZM176 260H174L175 262ZM80 262V261H79ZM79 262L77 264H79ZM188 263V262H187ZM169 264H174L173 263V260H170L169 261ZM224 264V263H222ZM229 264V263H228ZM253 264H257V262L253 263Z\"/></svg>",
  "mask_w": 264,
  "mask_h": 264
},
{
  "label": "snow or ice",
  "instance_id": "3",
  "mask_svg": "<svg viewBox=\"0 0 264 264\" xmlns=\"http://www.w3.org/2000/svg\"><path fill=\"white\" fill-rule=\"evenodd\" d=\"M204 2L205 0H92L91 3H85L84 0H57L59 6L64 9L80 10L82 14L101 24L115 23L123 27L126 34L121 38L136 51L112 53L95 48L87 42L85 44L96 52L105 53V57L99 60V65L119 66L121 71L129 76V79L123 80L125 86L139 85L146 71H154L158 70V67L166 66L155 60V55L159 53L165 55L168 64L188 65L184 71L158 78L160 81H176L170 91L181 93L183 90L177 103L184 100L191 104L193 98H196L195 103L201 107L209 99L221 103L230 102L232 105L240 104L242 100H254L257 105L264 106V90L258 91V87H264V62H261L264 58V48L256 49L255 54H246L243 62V72L254 77L247 81L250 87H245L231 79L227 84L220 83L214 78H206L200 72L194 71L196 67L205 72L220 73L221 76L228 77L229 73L224 67L200 62L203 55L200 45L202 42L210 43L208 38L213 36V33H221V36L213 37L215 40L230 39L221 32V29L236 19L240 6L246 3L264 7V0H220V3L206 13V18L200 21L199 27H188L187 24L181 23L186 14H198ZM133 4L138 6L132 7ZM177 37H180L179 46L185 50L184 53L165 54L167 45L174 42ZM185 37L188 43H185ZM98 71L99 66L94 68V73ZM114 75L119 78L121 72L118 71ZM148 88L155 89V83L148 85ZM238 89L240 91H237ZM129 90L130 88H124L121 91L127 93ZM164 103L166 99H162L156 107H162ZM174 126V122L167 124V127L157 125L154 130L167 132ZM197 129L198 125L191 131L192 138L196 137ZM191 143L192 140L189 139L187 144Z\"/></svg>",
  "mask_w": 264,
  "mask_h": 264
}]
</instances>
